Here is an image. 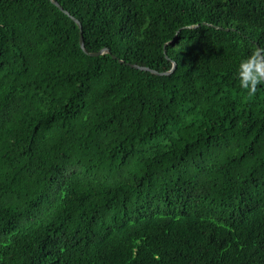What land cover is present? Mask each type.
Wrapping results in <instances>:
<instances>
[{"label": "trees", "instance_id": "1", "mask_svg": "<svg viewBox=\"0 0 264 264\" xmlns=\"http://www.w3.org/2000/svg\"><path fill=\"white\" fill-rule=\"evenodd\" d=\"M55 1L109 54L0 0V264H264V0Z\"/></svg>", "mask_w": 264, "mask_h": 264}, {"label": "clouds", "instance_id": "2", "mask_svg": "<svg viewBox=\"0 0 264 264\" xmlns=\"http://www.w3.org/2000/svg\"><path fill=\"white\" fill-rule=\"evenodd\" d=\"M234 77L239 88L249 96L257 92L258 86H264V48L252 50L250 55L240 58Z\"/></svg>", "mask_w": 264, "mask_h": 264}, {"label": "water", "instance_id": "3", "mask_svg": "<svg viewBox=\"0 0 264 264\" xmlns=\"http://www.w3.org/2000/svg\"><path fill=\"white\" fill-rule=\"evenodd\" d=\"M53 5H55L60 11H62L65 15H67V16H69L70 18H71V20L72 21H74L75 22V24L77 25V27H78V29H79V46H80V48L82 49V51L85 53V54H87L88 56H92V57H95V56H99V55H102V54H109V50L108 49H106V48H104V49H101L100 51H98V52H96V53H87L86 51H85V49H84V45H83V40H82V36H81V34H82V31H81V26H80V23L76 20V19H74L73 17H71L70 15H69V13L68 12H66V11H64L63 9H62V7L55 1V0H49ZM113 58H115V57H113ZM119 63H122V61H119ZM132 68H135V69H139V70H143V71H150L151 73H153V74H155V75H168V74H170L173 70H174V68H175V64L174 63H172V68L168 71V72H165V73H158V72H156V71H153V70H150V69H148V68H144V67H139V66H136V65H130Z\"/></svg>", "mask_w": 264, "mask_h": 264}]
</instances>
